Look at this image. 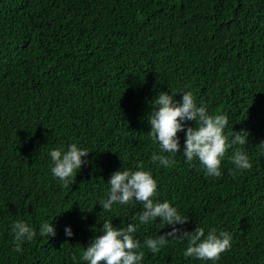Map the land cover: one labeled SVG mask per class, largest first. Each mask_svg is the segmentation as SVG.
<instances>
[{
  "label": "trees",
  "instance_id": "1",
  "mask_svg": "<svg viewBox=\"0 0 264 264\" xmlns=\"http://www.w3.org/2000/svg\"><path fill=\"white\" fill-rule=\"evenodd\" d=\"M185 90L227 115L226 131L249 132L248 144L234 148L248 152L250 169H234V148L220 177L182 151L169 167L152 162L151 102L161 91L180 100ZM72 142L91 153L64 187L48 153ZM262 143L264 0H0V264H87L83 248L104 219L126 226L142 210L97 204L115 171L140 163L158 180V199L188 217L184 230L232 234L215 264H264ZM19 219L37 231L55 221L56 235H37L17 252ZM167 231L157 220L136 235ZM186 247L170 240L156 254L145 249L143 264H213L186 258Z\"/></svg>",
  "mask_w": 264,
  "mask_h": 264
},
{
  "label": "clouds",
  "instance_id": "2",
  "mask_svg": "<svg viewBox=\"0 0 264 264\" xmlns=\"http://www.w3.org/2000/svg\"><path fill=\"white\" fill-rule=\"evenodd\" d=\"M180 94L182 99L177 100V93L161 91L151 102L152 110L147 117L151 131L148 134L158 146V151L152 154L151 160L169 167L176 162L175 155L182 151L185 161H198L206 176L220 177L227 151L234 146L247 145L250 134L247 130L234 131L232 127L230 131H226L230 123L227 115L210 113L208 106L202 100L198 101L190 90ZM189 121L194 122V126L189 125ZM180 133H184L183 146ZM259 147H264V143ZM90 153L79 142L70 143L66 150L62 147L52 148L48 153L52 176L64 187H68L82 166L89 163L84 158ZM229 159L237 171L252 167L248 152L238 147L234 148ZM107 184V193L97 203L103 209L102 212H111L115 205L137 203L142 210L132 215V222L126 226L123 222V226H115L113 219H104L98 234L83 248L81 260L87 264H143L145 249L156 254L170 240H187V247L183 252L186 258L212 261L213 264L222 253L231 248L233 237L228 231L212 228L205 232L200 226L192 232L184 230L188 217L171 201L158 199V180L142 163L135 169L115 171ZM157 220L170 227L171 231L147 236L142 241L136 235L140 226ZM64 231L67 237L74 236L70 225ZM12 234L14 250L19 252L23 242L32 241L37 235L48 238L55 236V221H41L37 231L28 221L19 219L12 225Z\"/></svg>",
  "mask_w": 264,
  "mask_h": 264
}]
</instances>
